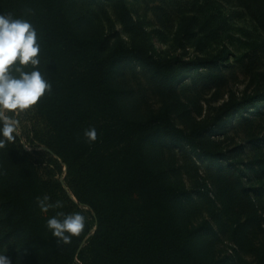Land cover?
<instances>
[{"label": "rangeland", "instance_id": "374dc122", "mask_svg": "<svg viewBox=\"0 0 264 264\" xmlns=\"http://www.w3.org/2000/svg\"><path fill=\"white\" fill-rule=\"evenodd\" d=\"M67 14L81 36L103 38L109 51L121 43L176 62L171 82L137 60L120 63L112 85L123 114L146 121L168 109L178 128L202 129L194 146L152 139L146 156L166 183L180 187L174 209L193 232L199 258L264 264V32L246 8L237 0H69ZM198 60L207 62L186 64ZM227 106L233 110L225 114ZM17 112L7 113L19 121L13 142L44 181L61 184L78 204L67 165L49 147L46 121L35 107ZM65 206L78 212L67 200ZM79 207L94 225L92 236L95 215ZM9 228L0 215V254L12 264H42L21 254Z\"/></svg>", "mask_w": 264, "mask_h": 264}, {"label": "trees", "instance_id": "16d2710c", "mask_svg": "<svg viewBox=\"0 0 264 264\" xmlns=\"http://www.w3.org/2000/svg\"><path fill=\"white\" fill-rule=\"evenodd\" d=\"M68 1L0 0V15L26 19L37 31L40 64L35 70L51 91L34 107L51 130L50 149L68 167L74 197L93 211L96 231L90 235L94 225L61 184L44 181L28 154L0 137L6 141L0 149V215L19 239L21 254L42 264H74L76 258L82 264H217L196 255L193 232L174 209L182 191L166 183L144 149L162 137L194 146L202 129L178 128L168 109L146 121L129 119L120 106V90L112 85L124 61L137 60L166 82L178 76L176 62L121 43L109 51L103 38L81 36L67 14ZM237 1L264 32V0ZM232 110L227 106L225 114ZM93 128L97 138L90 142L84 133ZM45 196L50 198L47 213L37 204ZM65 200L85 217L84 230L69 244L47 228L50 218L72 216Z\"/></svg>", "mask_w": 264, "mask_h": 264}, {"label": "clouds", "instance_id": "9594fccd", "mask_svg": "<svg viewBox=\"0 0 264 264\" xmlns=\"http://www.w3.org/2000/svg\"><path fill=\"white\" fill-rule=\"evenodd\" d=\"M40 45L37 31L32 24L23 18H15L11 14L0 15V137L8 142L14 141V133L19 135L17 125L19 121L7 115L31 110L36 106L46 92L51 91V84L43 78L39 70L38 59ZM18 62V63H17ZM31 65L33 70L25 71L24 66ZM85 137L94 142L97 138L96 130L89 129ZM0 138V149L6 146L5 139ZM37 198L39 209L43 213L49 211L50 205ZM85 227V217L77 212L63 221L57 218L47 220V228L52 235L64 244H69L72 237L79 236ZM0 264H12L10 259L0 254Z\"/></svg>", "mask_w": 264, "mask_h": 264}]
</instances>
